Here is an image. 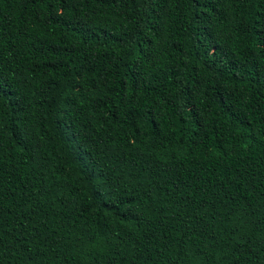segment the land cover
I'll use <instances>...</instances> for the list:
<instances>
[{
    "label": "trees",
    "instance_id": "16d2710c",
    "mask_svg": "<svg viewBox=\"0 0 264 264\" xmlns=\"http://www.w3.org/2000/svg\"><path fill=\"white\" fill-rule=\"evenodd\" d=\"M0 264H264V0H0Z\"/></svg>",
    "mask_w": 264,
    "mask_h": 264
}]
</instances>
